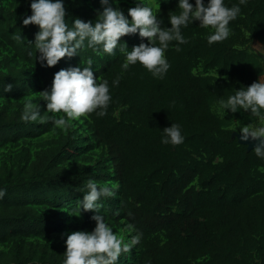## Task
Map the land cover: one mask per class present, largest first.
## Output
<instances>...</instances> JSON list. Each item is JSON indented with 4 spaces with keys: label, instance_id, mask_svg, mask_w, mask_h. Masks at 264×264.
Instances as JSON below:
<instances>
[{
    "label": "trees",
    "instance_id": "16d2710c",
    "mask_svg": "<svg viewBox=\"0 0 264 264\" xmlns=\"http://www.w3.org/2000/svg\"><path fill=\"white\" fill-rule=\"evenodd\" d=\"M84 1L65 0L69 25L77 17L95 20L97 12L76 5ZM225 2L231 6L239 0ZM9 3L14 9L13 13L6 11L9 31L14 37L21 33L24 40L13 41L14 56L40 68L46 83L61 68L98 56L86 49L81 57L62 58L56 66L42 67L34 45L26 44L34 42L38 26L22 23L31 15L30 4L26 0ZM176 5L177 0H163L157 9L168 27V14L179 11ZM117 6L127 14L135 5ZM241 8L242 14L230 22L232 34L223 42L209 45V29L201 28L198 21L183 29L188 43L180 45V51L170 45L166 56L171 67L163 80L153 78L139 64L121 73L124 56L120 51L99 59L94 75L108 79L110 84L122 75L119 86L110 88L113 99L107 114L85 115L93 137L107 149L112 172L101 174L98 168L74 162L63 167L81 149L71 133L52 141L33 160L23 150V166L0 168V187L6 188V195L0 199V244L54 229L48 226L50 218L30 202H77L82 200L80 191H86L89 178L98 184L111 179L119 187L116 197L101 200L104 216L131 223L143 233L140 250H132L129 258L122 256L119 264H264V159L239 144L235 131L229 128L235 119L245 124L254 118L247 112L226 110L224 119L212 110L218 96L226 98L234 88L264 77L262 58L248 47L251 42L264 46V0H248ZM3 10L0 5V12ZM121 40L129 50L141 42L138 33ZM198 66L218 73V78L195 74ZM21 82V70L4 66L0 60V85L12 84L16 89ZM5 93L0 86V94ZM16 107L10 113L0 107V137L16 133L19 138L22 134L17 131L30 124L20 119L23 106ZM171 123L181 124L186 136L183 144L160 142L162 130ZM89 213L86 211L91 231L95 221ZM65 250L60 245L45 244L28 248L22 242L6 253L0 252V264H63Z\"/></svg>",
    "mask_w": 264,
    "mask_h": 264
},
{
    "label": "clouds",
    "instance_id": "9594fccd",
    "mask_svg": "<svg viewBox=\"0 0 264 264\" xmlns=\"http://www.w3.org/2000/svg\"><path fill=\"white\" fill-rule=\"evenodd\" d=\"M30 4L31 15H26L23 25H36L34 45L36 60L42 67L56 66L62 58L71 59L80 56L82 50L90 49L95 55L102 53L115 56L119 50L124 60L121 63V73L131 66L141 65L153 78L163 80L171 64L166 56L170 45L180 51V45L187 44L188 39L183 29L199 22L201 28L209 29L206 36L209 45L227 40L232 34L230 22L235 21L242 14V5L248 0H239V3L229 6L225 0H177L172 14H168L170 27L165 25L164 17L158 14L156 5L158 0H134V7L124 10L116 6L115 0H100L102 10H98L95 20L73 18L71 25L66 20L65 0H26ZM161 0H159L160 6ZM141 38L138 45L129 50L121 37L137 34ZM22 40L21 33L14 37ZM146 38L147 42L144 41ZM175 42V44H173ZM255 53L264 56V46H251ZM28 55H33L29 49ZM81 57V56H80ZM93 58L89 56L84 64L61 68L54 73L50 87L42 91V100L46 102V110L53 115L48 117L54 126L65 129L72 126V122L87 114L95 113L98 117L107 114L112 102L110 88L118 87L122 75L112 79H101L94 75ZM218 73L215 74V80ZM225 81L228 77L223 78ZM3 92H10L12 84H2ZM234 92L226 98L222 96L214 104L216 111L225 119L226 110L231 113H249L254 118L245 124L233 125L240 132L241 141H257L253 151L259 159H264V77L248 86L234 88ZM41 101V100H40ZM40 101L27 99L23 103L20 119L26 123L45 122L42 115ZM126 107V106H125ZM239 126V128H238ZM160 142L164 145H181L186 136L179 123H171L165 127ZM82 200H77L79 212L94 210L91 217L95 227L91 231L79 230L65 233L66 250L63 254V264H119L121 256L130 254L134 246L138 245L143 237L131 223L124 226L128 233L135 231V235L122 236L110 226L105 216L100 212L101 200L114 195L109 186H99L94 178H89ZM6 195V188L0 187V199ZM114 215H118L114 213ZM79 216V215H78ZM147 264H151L148 261Z\"/></svg>",
    "mask_w": 264,
    "mask_h": 264
},
{
    "label": "rangeland",
    "instance_id": "374dc122",
    "mask_svg": "<svg viewBox=\"0 0 264 264\" xmlns=\"http://www.w3.org/2000/svg\"><path fill=\"white\" fill-rule=\"evenodd\" d=\"M162 1L163 0H161V3ZM145 2L148 3L149 0H145ZM115 3L116 6L119 4H126L127 6L135 5L134 0H115ZM0 5L4 9L2 12H0V60H3L4 66H11L21 70L22 72V82L18 88L12 89L10 92L5 94H0V107L6 108V110L10 113L16 110V104L23 106L24 101L27 99H32L33 101L41 100L40 104L42 105V115L46 117V120L43 123H40L39 121L30 122V124L26 127L31 126L33 123H35V125H33L31 128L29 127V130L25 131L26 127L19 129L17 131L18 134H22L19 138H16V133L6 134L5 136L0 137V168L11 169L18 166H23L24 161L20 157V153L23 150H26L29 158L33 160L41 150L48 148L52 141L57 140L62 135L66 136L67 134L71 133L77 141L78 147H81V149L75 151L73 157L68 158L66 162L62 164L63 167H67L69 164L74 162L76 164L98 168V171H100L101 174H103L105 171L112 172L111 164L107 155V149L105 146L100 145L93 137L91 124L86 116H82L79 119L73 121L72 126L65 129L54 126L51 120L47 119L53 115H63V113H49L46 110V102L42 100L41 92L50 87L52 81L50 83H46L42 77V74L40 73L41 69L38 68L34 63L21 61L14 56L13 41L15 38L9 31V27L7 25L8 16L6 15V11L13 13L14 9L10 6L9 0H0ZM76 5L88 8L95 12L102 10L100 0H98L96 3H93L92 0H85L82 3H76ZM158 7L159 0L156 5V10ZM122 9L124 12H126L124 8ZM10 22L12 25V19ZM18 45V42H16V46ZM255 45L261 44L257 42H251L249 43L248 47L251 51H254L251 46ZM116 52H119V50ZM109 57L112 56H109L108 54H100L93 58V70L98 68L97 62L99 59H108ZM260 57L264 62V56ZM80 63L81 66H86L84 61L78 62L77 64L79 65ZM193 72L197 75L210 74L215 76L216 74L213 72H206L202 66L196 67ZM212 110L214 113L219 115L216 111H214V107ZM117 114L118 112H116V115ZM235 123V120L230 122L229 128L235 130L233 126ZM235 133L240 134L238 129L235 131ZM98 185L112 187L114 190L113 196H117L119 185L114 180L110 179L105 182L102 181ZM51 202H53V200H49V202L43 200H34L30 202V205L39 212L47 215L50 218L48 226L54 229H51L50 232L44 234H42L43 230H38L34 235L17 238L15 240L8 241L7 243L0 244V252L6 253L9 250L14 249L22 242L25 243L28 248L36 244H45L47 246L60 245L66 248L64 241L67 237L64 235L65 233L70 234L71 232L79 230L90 231L86 211L81 209L80 214L78 206H75L77 205V202L50 205L49 203ZM89 212V217L91 218L95 212L94 210H89ZM100 212L104 215L103 206L101 207ZM105 219L106 222L112 226L118 234L125 237L134 235L133 232L128 233L127 229L124 228V226L127 225L124 220L117 219L115 217H105ZM132 250L139 251L140 246L136 245ZM122 256L129 258L131 257V253L124 254Z\"/></svg>",
    "mask_w": 264,
    "mask_h": 264
},
{
    "label": "water",
    "instance_id": "95a60500",
    "mask_svg": "<svg viewBox=\"0 0 264 264\" xmlns=\"http://www.w3.org/2000/svg\"><path fill=\"white\" fill-rule=\"evenodd\" d=\"M233 135L237 138V141H238L239 144L244 145V146L247 147V150L254 149V146H255L257 141H241L239 139L240 134L234 133Z\"/></svg>",
    "mask_w": 264,
    "mask_h": 264
}]
</instances>
